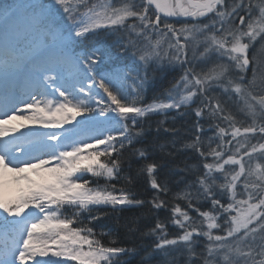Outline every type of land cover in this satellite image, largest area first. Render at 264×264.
Returning a JSON list of instances; mask_svg holds the SVG:
<instances>
[{
  "label": "snow or ice",
  "instance_id": "1",
  "mask_svg": "<svg viewBox=\"0 0 264 264\" xmlns=\"http://www.w3.org/2000/svg\"><path fill=\"white\" fill-rule=\"evenodd\" d=\"M169 69L164 96L143 104L148 72ZM173 111L194 117L182 147L203 159L173 196L183 207L155 161L122 176L126 149L147 161L140 118ZM144 175L168 221L146 249L103 243L93 213L143 207L128 186ZM141 251L139 264H264V0H0V264H130Z\"/></svg>",
  "mask_w": 264,
  "mask_h": 264
},
{
  "label": "trees",
  "instance_id": "2",
  "mask_svg": "<svg viewBox=\"0 0 264 264\" xmlns=\"http://www.w3.org/2000/svg\"><path fill=\"white\" fill-rule=\"evenodd\" d=\"M173 23H176V21H173ZM177 27H179V24H177ZM104 31L105 30H101V35L98 37L100 40L111 42L112 39H115V37L106 36ZM210 66L211 65H209V67ZM143 75L144 73L141 72V76ZM177 75V72H173L170 69L166 72H154L150 70L144 85L142 103L148 104L156 98H162L166 89ZM77 119L82 120L83 117H78ZM160 120H165L166 127H174L177 131L175 133L165 131L164 127H160L159 131H157V122ZM193 125L194 117L192 115L182 116L174 111L170 112L167 117L157 114H148L140 118V127L144 129V133L140 138V142L135 143V147L147 149V161H141L140 163L135 162L139 158L130 157L129 152L131 149H126L125 158L126 161L131 162V168L129 169V163L126 162L123 166L125 170L122 176L130 174L135 176L136 170L140 168L144 162L155 161L159 165L156 172L157 179L161 182H165L169 188V195L167 197L169 203H179L183 207L184 201H174L173 196L176 192L184 189L187 185L192 184L196 180L198 173L202 170L203 164V159L197 153L182 147V145L190 142ZM46 131L53 130L48 129ZM173 145H175V147H173ZM169 153H171V155H169ZM209 162H211V157H209ZM230 167L238 169V166L225 165L226 169ZM251 167H255V162L251 164ZM215 175L220 176L221 174L216 173ZM89 178L91 179V177ZM243 179L244 177H241V180ZM104 183L105 181L101 179L100 184L103 185ZM112 183H116L119 187L124 185L125 182L121 179L119 181H112ZM128 187L131 188L136 198L146 202L143 207L126 208L124 211H113L110 207L102 208L100 212L93 213V215H100L102 218L93 221L90 225H88L87 220H84V217L88 215L87 213L82 214L81 219L84 220V224L94 228L98 237L101 232L110 233L109 236L102 238V242L105 244H107L108 240L115 239L120 246L136 245L140 249H146L152 243L153 239L151 236L147 235V233L153 227L156 219L159 218L167 222L171 213L168 209H152L150 204L147 203L154 195V190L151 189L148 184L146 175L138 176L135 182ZM241 190L238 183V192ZM238 198L240 197L238 196ZM225 199H227V197H225ZM201 204V210H208V208L211 207L210 203L207 202L202 201ZM189 211L190 214L194 215L191 210ZM64 214L71 215V212L66 211ZM133 221H135L133 227L136 230L134 232H129L126 225ZM76 226L78 225H73V227ZM167 230L169 238H172L180 231L171 223H167ZM213 231L215 232L217 230ZM142 255L143 251H141L140 255L131 258L125 257V259L129 260L130 264H139Z\"/></svg>",
  "mask_w": 264,
  "mask_h": 264
},
{
  "label": "rangeland",
  "instance_id": "3",
  "mask_svg": "<svg viewBox=\"0 0 264 264\" xmlns=\"http://www.w3.org/2000/svg\"><path fill=\"white\" fill-rule=\"evenodd\" d=\"M257 47H259V42H257ZM252 51H253L252 49L249 50V54L250 55L252 54ZM258 56H259V54H258ZM249 73H250V77H251V72L249 71ZM249 73H248V75H249ZM23 99H26V97H23ZM105 100H107V97H105ZM21 107H23V104H21ZM65 127H72V126L66 125ZM46 130H48V129H41V128H38V127L32 126V125H30L29 128H27V129H21V131H40V132H43V131H46ZM55 131H58V132L62 133L64 131V129H58V130H55ZM17 134H19V133H17ZM101 147H103V146H101ZM27 211H31V209H29Z\"/></svg>",
  "mask_w": 264,
  "mask_h": 264
},
{
  "label": "flooded vegetation",
  "instance_id": "4",
  "mask_svg": "<svg viewBox=\"0 0 264 264\" xmlns=\"http://www.w3.org/2000/svg\"><path fill=\"white\" fill-rule=\"evenodd\" d=\"M184 18H173V19H171V20H169V21H171V22H173V21H177V20H183ZM205 21L207 20V18L205 17V18H203Z\"/></svg>",
  "mask_w": 264,
  "mask_h": 264
},
{
  "label": "water",
  "instance_id": "5",
  "mask_svg": "<svg viewBox=\"0 0 264 264\" xmlns=\"http://www.w3.org/2000/svg\"><path fill=\"white\" fill-rule=\"evenodd\" d=\"M165 19L171 20V19H173V17H167V18H165Z\"/></svg>",
  "mask_w": 264,
  "mask_h": 264
}]
</instances>
